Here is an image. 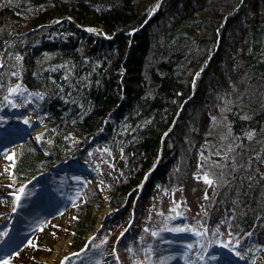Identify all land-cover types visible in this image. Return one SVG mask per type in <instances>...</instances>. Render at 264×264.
<instances>
[{
    "label": "trees",
    "instance_id": "16d2710c",
    "mask_svg": "<svg viewBox=\"0 0 264 264\" xmlns=\"http://www.w3.org/2000/svg\"><path fill=\"white\" fill-rule=\"evenodd\" d=\"M10 55L37 109L14 115L0 100V129L34 118L43 128L37 147H9L14 179L47 184L63 177L69 196L73 169L58 166L75 161L81 170L95 145L109 156L101 182L113 210L99 232L109 242L89 241L65 264L88 257L117 264L113 240L126 227L119 257L135 264L137 247L152 244L158 194L184 202L183 221L202 233H192L191 255L233 245L239 233V257L264 264V0H0V96L9 85ZM83 169L80 176L96 178ZM199 181L206 185L195 193L192 217L184 199ZM95 198L75 204L66 227L71 249L81 250L93 230Z\"/></svg>",
    "mask_w": 264,
    "mask_h": 264
},
{
    "label": "rangeland",
    "instance_id": "374dc122",
    "mask_svg": "<svg viewBox=\"0 0 264 264\" xmlns=\"http://www.w3.org/2000/svg\"><path fill=\"white\" fill-rule=\"evenodd\" d=\"M153 9L155 8L153 7ZM153 9L151 12L154 11ZM9 61L12 66L9 85L4 94L0 96V100L4 101L3 112H10L14 115H17L20 111L33 113L37 109V98L32 92L25 90V87L17 81V69L19 67L17 56L10 55ZM15 85L19 86L20 91L19 93H12L9 97L7 90ZM26 92L30 94L27 104L23 102ZM31 121L30 125H25L18 119L11 123L10 127L4 130L0 129V264H7L5 258L13 254L18 257V259H15V264H61L62 261L65 264L64 257L82 251V249L74 250L70 248L71 237L68 235L66 227L69 226L70 218L74 216L75 204L85 197H96L95 200L99 203V207L92 210L91 215L94 216L93 230L86 233L84 237L85 245L89 241L95 242L94 247L109 242L107 237V240L101 243L106 236L99 232L113 210L109 206L108 192L103 188L101 182L109 172L110 160L104 148L95 145L86 150L87 152L85 151L83 155L85 162L83 166L81 164V170L80 164L75 161L74 163L62 165L68 169L74 167L68 177L72 186H74L73 193L69 196L65 191L63 177L49 179L47 184H40L34 179H27L28 181L24 182L16 180L13 176V161L7 159L9 153H13V150H9V147L15 148L18 145L17 141L22 139L37 147V133H40L43 128L41 125L32 128L33 125L37 124V119L34 118ZM34 130H36V133L33 140L29 138V134ZM75 142V139L71 141V149L74 148ZM4 149H8V152H5ZM73 152L70 155H73ZM83 167L96 171V178L87 180L80 176L79 173L84 171ZM76 177L82 179H76ZM21 184L24 185V192L21 194L19 201L16 202L12 193L18 192ZM205 185L206 183L203 185L199 181L198 185L192 184L188 187L191 193L188 192L189 197L184 201L187 203L186 205L189 203L190 209L188 207L187 209L190 213L192 212V217H194L195 209L198 208V197L195 193ZM198 187L199 189H197ZM155 200L156 204L150 213V215L154 213L153 226L149 235L152 244L147 249L148 252L146 250L140 251V246L137 247L136 255L139 254L137 255L139 258L137 257L135 264H251L248 260L246 261L237 256L232 248L228 247L230 244H212L211 246V243H209V250L203 259L191 255L189 250L192 251V247L196 246V241L191 239L193 232L186 226L190 225L195 228L197 226L191 222L187 224L183 221L182 217L187 215L184 202H179L176 198H168L164 194H158ZM13 208L16 210L13 211ZM178 212L182 215H177ZM177 227L185 230L172 231L173 228ZM125 230H127V227L117 232L113 240L112 250L117 264H121L118 244H121L124 240ZM153 231L157 232L158 235L153 236ZM121 233L124 234L121 235ZM210 236L214 239L212 242L215 243L216 236L213 234ZM141 237L143 236L139 234L137 239ZM120 238L122 240L118 242ZM34 239L40 242L37 246L32 244ZM189 244L192 245L191 248L188 247ZM232 247L236 248L237 245L233 244ZM241 249H243V246ZM258 251H260V247L255 245L253 253L256 254ZM130 254L128 252V255ZM86 261V264H98V261L91 260L89 257Z\"/></svg>",
    "mask_w": 264,
    "mask_h": 264
},
{
    "label": "snow or ice",
    "instance_id": "6c2138e0",
    "mask_svg": "<svg viewBox=\"0 0 264 264\" xmlns=\"http://www.w3.org/2000/svg\"><path fill=\"white\" fill-rule=\"evenodd\" d=\"M153 10H155V9H153ZM90 30L95 31L96 29L93 28V29H90ZM7 91H8L9 97H11V94L12 93H19L20 89H19V86L18 85H15V86L9 87ZM37 95L39 96V93H37ZM13 103H15V101H13ZM25 119L27 120V117ZM41 138H42L41 137V134L40 133H37V139L39 140ZM66 139H67V137H66ZM49 143H51V141H49ZM4 151L5 152H8V149H4ZM105 151H107V149H105ZM7 159L13 161L12 167L14 168L15 167V153L14 152L13 153H9ZM203 178L206 181H208L209 183L212 182V178L207 173L204 174V177ZM76 179H82V178L81 177H76ZM23 192H24V185L21 184L20 185V188H19V191L12 193V195L15 197L16 202L19 201L20 196H21V194ZM12 210L15 211L16 209L13 208ZM177 215H182V213H179L178 212ZM145 227L147 228V225ZM201 227L204 228V231H207V227L206 226L202 225ZM229 227L231 228V225H229ZM186 228L190 229L192 232H195L197 235H202V233L197 228H195V227H192V226L189 225V226H186ZM183 230H185V229H182V228H179V227L172 229V231H176V232L183 231ZM215 231H217V232L219 231V225L217 226V228L215 229ZM121 235H123V233H121ZM152 235L155 236V235H158V233L155 232V231H153L152 232ZM237 235L240 238L236 239L235 244L236 245H241L242 240H243V236H240L239 233H237ZM244 235H250V233H245ZM106 240H107V237H105L104 238V241H102L101 243L105 242ZM188 247L191 248L192 245L189 244ZM228 247H231L232 248V251L235 252V254L237 256L241 255V252L240 251H237V249L235 247H232V245H228ZM197 255H199V253H197ZM200 258L203 259L204 257L201 256ZM64 259L66 260L67 257H64ZM61 264H63V261L61 262Z\"/></svg>",
    "mask_w": 264,
    "mask_h": 264
},
{
    "label": "bare ground",
    "instance_id": "6f19581e",
    "mask_svg": "<svg viewBox=\"0 0 264 264\" xmlns=\"http://www.w3.org/2000/svg\"><path fill=\"white\" fill-rule=\"evenodd\" d=\"M35 133H36V130H34L33 132H31L30 135H29V138L34 140L35 139V135H34Z\"/></svg>",
    "mask_w": 264,
    "mask_h": 264
},
{
    "label": "water",
    "instance_id": "95a60500",
    "mask_svg": "<svg viewBox=\"0 0 264 264\" xmlns=\"http://www.w3.org/2000/svg\"><path fill=\"white\" fill-rule=\"evenodd\" d=\"M27 33V32H26ZM24 34V33H23ZM38 125L37 124H35V125H33L32 126V128H35V127H37ZM27 130V129H26ZM27 133L29 134V132L27 131ZM30 135V134H29Z\"/></svg>",
    "mask_w": 264,
    "mask_h": 264
}]
</instances>
